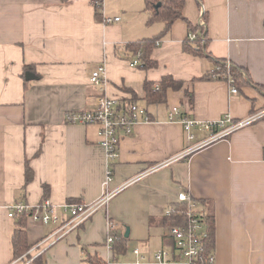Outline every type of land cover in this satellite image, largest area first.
Segmentation results:
<instances>
[{"label": "crops", "instance_id": "0c3cea01", "mask_svg": "<svg viewBox=\"0 0 264 264\" xmlns=\"http://www.w3.org/2000/svg\"><path fill=\"white\" fill-rule=\"evenodd\" d=\"M204 11L207 52L247 68L253 80L238 93L227 80L200 79L215 61L183 49L187 20L203 29ZM183 16L164 33V22H148L145 0H0V264L12 262V204L37 206L47 196L62 215L67 202L94 203L105 191L109 167V188L119 190L108 210L49 246L50 264H82L87 252L120 264H188L163 223L182 191L201 204L204 230L207 216L213 224L215 264H264V117L209 142L212 132L195 126L190 139L178 118L170 120L174 107L200 121L228 114L238 121L264 109V0H185ZM149 37L161 41L151 53L157 65L133 66L127 44ZM100 65L105 85L90 81ZM164 75L183 87L148 104L145 82ZM102 94L123 103L134 98L152 119L122 133L112 161L98 125L66 122V113L95 108ZM109 219L118 236L129 229L122 253L107 245ZM25 222L34 258L54 225L47 230L29 217ZM162 249L170 254L159 263L155 253Z\"/></svg>", "mask_w": 264, "mask_h": 264}, {"label": "built area", "instance_id": "2783aa9c", "mask_svg": "<svg viewBox=\"0 0 264 264\" xmlns=\"http://www.w3.org/2000/svg\"><path fill=\"white\" fill-rule=\"evenodd\" d=\"M205 12V11H204ZM202 12L201 25L206 26V20ZM120 17L114 19L105 17V22L119 21ZM190 39H195L197 34L190 32ZM156 41V45L160 44ZM133 66L139 65V60H132ZM93 84L105 85L107 82L106 68L104 65L93 72L91 80ZM230 83L232 93H238L237 87L233 85V79L227 80ZM96 106L89 110L71 111L66 113V122L70 124H95L99 126L100 143L105 148L107 157L111 161L118 156L119 142L122 133L128 134L134 124L141 121H151V116L146 106L137 102H122L117 98L109 97L105 94L98 96ZM264 117V109L255 110L249 117L242 120H234L231 115H225L217 121H200L194 118L182 117L178 107H174L170 112V120L179 119L190 139L194 138L191 132L193 127H199L212 132L206 142L217 140L225 137L233 131L249 125ZM158 167H153L156 170ZM113 180V170L108 168L105 180V191L102 196L94 203L87 204L84 202H67L63 207V214H59L52 207L48 199L43 200L37 206H32L21 201H16L9 207V217L15 218L18 215H24L34 221H39L44 225L52 224L54 229L44 236L35 246L39 249V254L43 253L49 246L65 237L71 231L80 228L85 222L94 216L101 209L108 210V204L111 198L119 189H110L109 184ZM178 201L185 202L186 222L183 224L171 225L169 235L174 241V251H177L179 259H185L188 264H198L203 258V239L208 237V230H204V211L201 204L189 193L182 191L178 194ZM175 212V207L169 209L166 216H171ZM115 221L108 220V237L107 245L113 248L114 241L120 238L115 234ZM33 251V249L31 250ZM29 251V252H31ZM134 252L140 255L139 249ZM28 253L16 258L10 264H29L33 258L27 257ZM170 252L162 249L155 253V259L159 263L167 262ZM144 258L143 256H141ZM208 264H215L214 254L208 256ZM108 264H120L117 259H111Z\"/></svg>", "mask_w": 264, "mask_h": 264}, {"label": "trees", "instance_id": "16d2710c", "mask_svg": "<svg viewBox=\"0 0 264 264\" xmlns=\"http://www.w3.org/2000/svg\"><path fill=\"white\" fill-rule=\"evenodd\" d=\"M146 8L149 11L148 22L154 23L157 21H162L165 23L164 33L168 32L174 20L177 18H185L183 16V9L185 6V0H145ZM160 3V4H159ZM99 16L98 13H96ZM205 20L208 19L207 12H204ZM188 21V28L190 32L197 34L195 39H188L183 44V49L185 52L194 55H207L211 57L215 63L216 67L214 70L204 74L200 79H224L228 80L230 77L233 79V85L237 87L239 91H242L243 87L252 84L253 80L250 77L247 68L241 67L238 64L229 61L226 58L214 57L208 51L209 36L206 30L200 28V26L194 25L191 21ZM159 37H149L143 38L137 41H133L127 44L126 51L130 52L134 59L139 60V65L142 68H152L157 65V61L152 58V50L156 46V41ZM207 53V54H206ZM132 58V57H131ZM132 58V60H134ZM30 66H27L28 70ZM184 82L182 80L174 78L172 75H164L160 81L152 82L146 81L144 86V98L148 104L163 102L166 98V93L169 88L178 90L182 88ZM190 97V103L193 106V94L187 93ZM136 100L133 98V101ZM33 178V170L28 165L26 169V181L29 182ZM48 189V187H47ZM47 199V196L43 200ZM42 200V201H43ZM186 206L185 202L178 203L175 207V212L171 216H166L163 219V223L166 226L183 224L186 222ZM16 227L12 235V261L16 258L28 253L32 248V244L28 241V231L26 228V217L24 215H18L15 217ZM208 219V237L203 239V259L199 260L198 264H208V256L213 254L215 242L213 238V224ZM116 234V233H115ZM118 235V234H116ZM114 241L113 248L116 253H122L126 249V241L128 236L121 235ZM174 243V241H173ZM85 249V248H84ZM28 258H32L30 253L27 254ZM29 264H50L44 254L41 253L35 256ZM82 264H108L104 258L100 257L97 253L87 252L86 258Z\"/></svg>", "mask_w": 264, "mask_h": 264}, {"label": "water", "instance_id": "95a60500", "mask_svg": "<svg viewBox=\"0 0 264 264\" xmlns=\"http://www.w3.org/2000/svg\"><path fill=\"white\" fill-rule=\"evenodd\" d=\"M159 4H160V3H159ZM27 78H28V79H29V78H32V75H30V73H28ZM125 236H129V229H128V228H127V230H126Z\"/></svg>", "mask_w": 264, "mask_h": 264}, {"label": "rangeland", "instance_id": "374dc122", "mask_svg": "<svg viewBox=\"0 0 264 264\" xmlns=\"http://www.w3.org/2000/svg\"><path fill=\"white\" fill-rule=\"evenodd\" d=\"M101 6H102V10H103V5H101ZM210 136H211V134H210ZM50 226H53V225L52 224H50L49 226L46 225V229L49 230L50 229ZM53 227H55V226H53Z\"/></svg>", "mask_w": 264, "mask_h": 264}]
</instances>
